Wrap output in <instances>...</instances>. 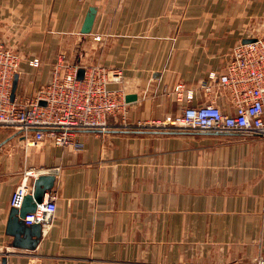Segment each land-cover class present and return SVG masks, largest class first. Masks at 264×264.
<instances>
[{"label":"crops","instance_id":"1","mask_svg":"<svg viewBox=\"0 0 264 264\" xmlns=\"http://www.w3.org/2000/svg\"><path fill=\"white\" fill-rule=\"evenodd\" d=\"M91 6L94 24L82 33ZM253 36L264 37V0H0V41L22 57L14 98L50 81L64 53L120 69L110 88L126 102L111 128L76 133L81 147L0 128L5 264H254L264 253V136L133 127L182 112L179 84L191 104L233 113L209 75ZM42 169L56 176L54 222L34 248L18 247L7 233L10 199L25 171Z\"/></svg>","mask_w":264,"mask_h":264},{"label":"built area","instance_id":"2","mask_svg":"<svg viewBox=\"0 0 264 264\" xmlns=\"http://www.w3.org/2000/svg\"><path fill=\"white\" fill-rule=\"evenodd\" d=\"M249 38L253 39L234 46L224 72L209 75L229 91L235 102L233 113L224 111L214 102L191 104L192 91L184 94L183 85L179 84V94L185 95L189 103L182 112L163 120L138 122L133 127L160 131H235L264 136V37ZM21 62L20 53L0 41V128L22 133L28 143L51 140L55 145L81 147L75 139L76 133L105 131L113 126L108 121L109 116L125 113L123 90L110 88V84H121L123 80L121 70L116 67L99 63L77 65L60 53L51 80L33 96L18 100L11 98V91ZM29 64L39 66L40 60L34 57ZM80 68L84 69L81 78L78 76ZM205 87L211 90L209 83ZM45 171H25L11 196V207L22 206L26 194L32 190L30 177ZM56 197L55 193L48 192L35 211L23 217L25 224L38 222L42 225V233L47 232L54 222ZM9 253L11 251L0 247V264H4Z\"/></svg>","mask_w":264,"mask_h":264},{"label":"water","instance_id":"3","mask_svg":"<svg viewBox=\"0 0 264 264\" xmlns=\"http://www.w3.org/2000/svg\"><path fill=\"white\" fill-rule=\"evenodd\" d=\"M97 9L91 6L85 16L81 27L82 33H90L94 24ZM253 38H247L243 41H250ZM84 69L80 68L78 76H83ZM18 83V74L15 75L13 82V90L11 98L14 99ZM135 96H128L132 99ZM44 103V101H42ZM56 176L48 172L42 173L30 182L32 190L28 192L24 198L20 208L11 207L9 219L7 222V233L14 236V245L23 248H34L40 241L42 236V225L38 222L30 225L25 224L23 217L30 212L35 211L37 204L44 200L45 194L51 192L55 185ZM6 258H4V264Z\"/></svg>","mask_w":264,"mask_h":264},{"label":"rangeland","instance_id":"4","mask_svg":"<svg viewBox=\"0 0 264 264\" xmlns=\"http://www.w3.org/2000/svg\"><path fill=\"white\" fill-rule=\"evenodd\" d=\"M254 264H264V253L259 252L257 257L254 259Z\"/></svg>","mask_w":264,"mask_h":264}]
</instances>
